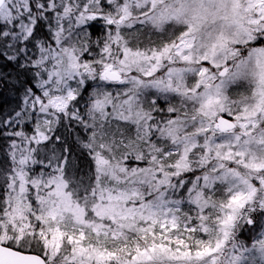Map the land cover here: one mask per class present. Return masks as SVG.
<instances>
[{
  "label": "snow or ice",
  "instance_id": "1",
  "mask_svg": "<svg viewBox=\"0 0 264 264\" xmlns=\"http://www.w3.org/2000/svg\"><path fill=\"white\" fill-rule=\"evenodd\" d=\"M0 264H264V0H0Z\"/></svg>",
  "mask_w": 264,
  "mask_h": 264
}]
</instances>
